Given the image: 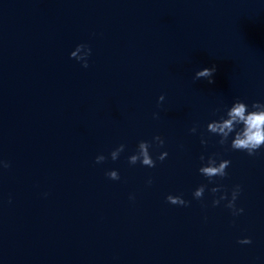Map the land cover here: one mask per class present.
<instances>
[{"label": "water", "instance_id": "water-1", "mask_svg": "<svg viewBox=\"0 0 264 264\" xmlns=\"http://www.w3.org/2000/svg\"><path fill=\"white\" fill-rule=\"evenodd\" d=\"M237 100L264 103V0H0V264H264V147L207 132ZM141 141L155 168L129 164ZM236 185L242 215L212 206Z\"/></svg>", "mask_w": 264, "mask_h": 264}, {"label": "clouds", "instance_id": "clouds-1", "mask_svg": "<svg viewBox=\"0 0 264 264\" xmlns=\"http://www.w3.org/2000/svg\"><path fill=\"white\" fill-rule=\"evenodd\" d=\"M81 50L85 51L84 56H78L77 53ZM91 55V49L87 45H78L70 54V59H75L78 62H83L82 67L87 68L89 65L87 63L88 57ZM216 72V66L213 65L211 68H205L203 70L197 71L194 76V80H207L209 84L214 83L212 77ZM165 97L161 95L158 98L157 104L158 106L163 103ZM251 111H249L248 105L237 100L232 104V106L227 109L226 113L220 116L219 120H215L207 125V132L211 133L215 136H219L220 139L218 143L221 146L227 144L230 135L235 133L230 148L233 151H243L248 154V156L252 157L257 154V152L264 147V103H253L251 105ZM154 118H158L156 114H154ZM192 134L197 132V127L194 126L190 129ZM153 142L158 146L163 148L165 141L160 136L153 137ZM201 144L206 145L207 140L201 138ZM152 146L151 143L147 141H141L138 144L136 154L131 155L128 158V162L130 165H136L138 162L147 168H155L156 161H154L149 152V148ZM125 151V145H119L114 151L110 153V158L112 161H116L120 154ZM168 156L167 152H162L157 160L163 162ZM106 160L104 155H98L96 157L95 163L102 164ZM200 160L202 165L199 168V173L204 176L209 183H214V178L219 177L220 179H224L227 176L226 169L230 166L231 161L229 160H221L217 164V159L215 156H210L205 165V157L201 156ZM0 167L5 169L10 167V164L7 162L0 161ZM108 179L112 181H118L120 176L117 171H109L106 173ZM152 181L149 180L148 184L151 185ZM206 185L199 186L193 193V198L196 200H202L204 196ZM211 193L215 195L218 192H221V187H213L211 188ZM241 193V187L236 185L231 193V199L228 196L221 195L219 199H213L212 206L217 207L220 205L221 201L227 200V204L225 207L231 210V214L233 216L242 215L244 212L243 208L236 207V200ZM133 199V197H130ZM166 202L173 206H181V207H189L190 202L185 201L181 196H172L168 195L166 197ZM239 244L247 245L251 244L252 241L250 239H242L238 241Z\"/></svg>", "mask_w": 264, "mask_h": 264}]
</instances>
